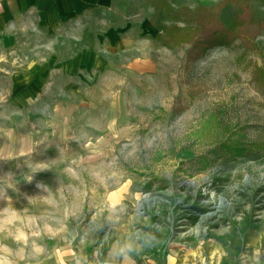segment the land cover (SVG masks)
<instances>
[{"label": "rangeland", "instance_id": "374dc122", "mask_svg": "<svg viewBox=\"0 0 264 264\" xmlns=\"http://www.w3.org/2000/svg\"><path fill=\"white\" fill-rule=\"evenodd\" d=\"M81 7L59 22L45 9L43 25L29 10L0 46V241L16 261L67 247L75 263L113 264L118 246L142 261L264 264V150L243 146L264 140V25L189 56L192 44L156 39L150 0Z\"/></svg>", "mask_w": 264, "mask_h": 264}, {"label": "trees", "instance_id": "16d2710c", "mask_svg": "<svg viewBox=\"0 0 264 264\" xmlns=\"http://www.w3.org/2000/svg\"><path fill=\"white\" fill-rule=\"evenodd\" d=\"M155 10V16L152 19L154 26L162 25L164 33L158 32L155 37L166 47H178L184 43H190L191 48L189 56L194 51L204 55L209 49L216 46H231L239 37V27L245 22H255L259 27L264 25V19H256L253 14L245 16L250 8L251 0H222L215 5L200 4L195 7L181 5L175 7V0H150ZM264 3V0H260ZM233 7V21L226 27L220 19L221 12L227 7ZM159 17V18H158ZM158 18V21H156ZM171 20V24H166V20ZM184 22L185 25L177 24ZM253 34H256L253 33ZM243 51L239 58H243ZM257 74L264 78V72L259 70ZM244 147L250 150H264V140L255 139V141L243 143ZM242 146V147H243ZM221 152L235 153L240 152V148L231 145L221 144ZM218 148L216 149V151Z\"/></svg>", "mask_w": 264, "mask_h": 264}, {"label": "crops", "instance_id": "0c3cea01", "mask_svg": "<svg viewBox=\"0 0 264 264\" xmlns=\"http://www.w3.org/2000/svg\"><path fill=\"white\" fill-rule=\"evenodd\" d=\"M87 0H0V46L5 43L9 44L13 40L11 34L22 25L27 26L29 23V10H34L35 19L43 25L44 10H52L53 21L59 22V13L56 10L63 8L75 10L77 7H86ZM77 3H80L77 5ZM82 3V4H81ZM39 16V20L38 17ZM130 247H124L123 250L114 246L107 256L113 264H174L176 258L169 255H158L159 257L143 260L133 253ZM10 249L0 241V264H85L75 263L78 261L74 254L67 247L55 248L47 254H42L23 261H16Z\"/></svg>", "mask_w": 264, "mask_h": 264}]
</instances>
